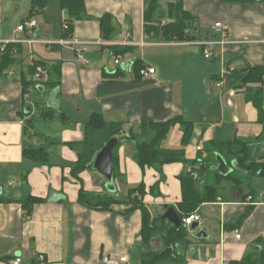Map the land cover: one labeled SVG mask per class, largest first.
<instances>
[{
	"label": "crops",
	"instance_id": "1",
	"mask_svg": "<svg viewBox=\"0 0 264 264\" xmlns=\"http://www.w3.org/2000/svg\"><path fill=\"white\" fill-rule=\"evenodd\" d=\"M145 1L85 0L88 18L75 22L72 37L66 38L62 21L67 13L60 1H50L42 14L33 16L32 0H0V264L19 257L23 264H104L105 255L141 264L149 250H163L159 232L150 246L143 243L142 212L133 205H114L108 211L82 206L81 188L102 193L106 179L89 169L78 176L80 181L73 170L80 154L105 147L113 126L123 125L137 135L143 123L175 119L179 122L163 146L184 150L188 164L143 170L134 155L139 139L151 133L125 140L116 153L118 193L126 196L145 184L143 205L154 218L163 217L166 206L178 211L183 200L180 175L193 172L199 191L214 185L217 196L197 210L199 223L205 217L219 222L202 230L207 238L201 240L196 238L200 231L188 228L180 264H231L253 251L264 252V177L243 172V184L236 186L228 177L238 168L222 176L217 155L230 167L236 161L229 163L213 147L242 141L248 163L264 160V76L245 81L251 70L264 68V0H158L162 11L151 18L157 25L175 21L168 12L173 4L191 15L187 32L196 40L190 43L167 41L146 29ZM107 14L114 27L109 39L100 25ZM29 20L37 26L18 31ZM217 23L229 27V43L214 47L207 59L196 42L220 39L213 29ZM9 44L15 48L2 67ZM81 53L85 62L79 60ZM35 65L45 69L46 85L35 83ZM143 68H153L155 74L144 78ZM95 114L106 128L92 134L88 123ZM182 121L190 124L182 127ZM41 148L49 155L46 164L24 158L25 150ZM256 157L258 161H250ZM202 159L208 162L201 171ZM30 197L43 201L25 219L23 202Z\"/></svg>",
	"mask_w": 264,
	"mask_h": 264
},
{
	"label": "trees",
	"instance_id": "2",
	"mask_svg": "<svg viewBox=\"0 0 264 264\" xmlns=\"http://www.w3.org/2000/svg\"><path fill=\"white\" fill-rule=\"evenodd\" d=\"M226 2H252L254 0H223ZM50 0H32L31 14L33 16L42 14L49 5ZM61 8L67 13V29H64L66 38L72 37L75 22L84 20L87 17L85 0H60ZM161 12V5L158 0H146L144 19L146 22V29L151 30L157 36L162 37L167 41H193L196 38L186 34L188 29V21H191V15L179 10L178 5H170L169 11L173 15L175 21L168 23L164 26L157 25L156 21L151 18L157 12ZM166 16V15H165ZM101 32L105 39H109L113 32V18L107 14L100 19ZM15 45L9 44L7 52L3 56L1 66L4 67L5 60L9 58V54ZM10 60V59H8ZM141 70V69H140ZM139 70V72H140ZM264 76V68H255L249 72L245 78L246 82H253L262 80ZM46 85V84H45ZM264 111L263 108L260 109ZM179 120L175 119L166 123H143L140 126V134H133L132 131H126L125 126H113L109 135L108 141L105 145L114 138L119 139V143L114 149V183L119 178L118 165H117V150L125 140L139 139L144 134L151 133V137L139 139L137 144L134 159L137 164L144 170L146 167H157L160 170L165 165L174 163L188 164L185 158L184 150L182 149H166L163 144L166 141L171 127L178 123ZM190 123L181 122L182 127ZM88 128L92 134H95L106 128V123L100 115H93L88 123ZM185 136L188 137V131L184 128ZM104 145V146H105ZM103 146V147H104ZM215 152L227 158L228 162L236 161L238 169L234 174H231L230 179L236 186L243 184L240 173L245 172L250 175H259L264 177V160L258 163H248L249 155L247 145L245 142L236 141L235 143H213ZM100 150L90 149L89 151L80 154L76 167L73 170V175L79 179V175L86 170L93 169L94 161ZM215 152L213 154V161H215ZM25 159H29L38 163L46 164L49 160L47 150L41 149H27L23 154ZM207 160L202 159L199 161L200 170H204L207 165ZM192 173V172H191ZM189 172H184L180 175V180L183 190V200L178 206V215L182 221L180 228L175 227L168 221L162 220V217L154 218L149 210L143 205V198L146 195L145 184L129 189L126 196L119 197L116 190L114 193L109 192L106 187L102 193L87 192L81 188L79 193V203L92 210L108 211L114 205L129 204L133 205L135 209L142 212V240L147 246H150L152 238L158 232L162 236L164 248L161 251L149 250L144 254L141 264H163L170 263L180 264V248L182 243H189V230L183 223L184 219L197 211L203 204L214 202L217 199L216 190L214 185L207 187L204 193H201L197 188L196 180ZM222 180L221 177H218ZM81 181V180H80ZM126 197V199H125ZM42 199L30 197L27 201L23 202V210L25 219H29L33 212V206L36 203L42 202ZM248 215V214H246ZM231 264H264V252L253 251L247 255L243 260L232 262Z\"/></svg>",
	"mask_w": 264,
	"mask_h": 264
},
{
	"label": "built area",
	"instance_id": "3",
	"mask_svg": "<svg viewBox=\"0 0 264 264\" xmlns=\"http://www.w3.org/2000/svg\"><path fill=\"white\" fill-rule=\"evenodd\" d=\"M66 20H67V18L63 17L62 23H63L64 29H67ZM36 26H37V22L35 20H29L23 26L19 27L18 31H24L25 29L33 30ZM213 29L216 32V34L221 36L220 39L215 40V39L211 38V39H207L204 41L196 42V44L203 47L204 57L207 59L212 57L214 47H216L217 45H225V44L229 43L228 36H227L228 31H229V27L227 25H224L223 23H217L214 25ZM186 34L188 35V32H186ZM28 42L34 43L35 41L30 40ZM186 42L190 43L192 41H186ZM79 44L80 43L76 42V41H66V42L63 41L62 42V45H68V46H74V45H79ZM78 57H79L80 62H85L84 55L82 53L79 54ZM115 64L116 65L121 64V57H117L115 59ZM34 70H35V73H34L35 83H37L39 85L45 84L48 81V77H47V73H46L45 69L41 65H35ZM154 74H155V69H153V68H143L140 71V75L144 78H147V77L154 75ZM198 151H202V147H198ZM191 174L194 178L198 177L197 174H195L193 172ZM257 199L259 202H261L263 197L260 195L257 197ZM248 200L251 202L252 200H254V198L252 196H249ZM200 220H201V216H200L199 212L195 211L194 213L189 215L187 218H185L183 223L187 227H191L193 224L199 223ZM240 237H241L240 235H237L236 239H240ZM38 260L40 262H44L45 258L43 255H40L38 257ZM103 263L104 264H130L127 257H118L115 255H105L103 257ZM4 264H23V261L19 257V258L10 260L8 262H5Z\"/></svg>",
	"mask_w": 264,
	"mask_h": 264
},
{
	"label": "water",
	"instance_id": "4",
	"mask_svg": "<svg viewBox=\"0 0 264 264\" xmlns=\"http://www.w3.org/2000/svg\"><path fill=\"white\" fill-rule=\"evenodd\" d=\"M119 143V139H111L105 147L98 153L94 161L93 169L101 174L106 179V189L109 192L114 193L117 190V187L114 183V149ZM218 167L217 170L222 176H228L235 168H238V164L233 162V167H230L220 155H217ZM166 212L162 217V220L169 221L172 225L177 228H180L182 221L174 208L165 207ZM198 223H195L191 226V230L195 231L198 227ZM197 239L207 238V234L204 231H200L196 235Z\"/></svg>",
	"mask_w": 264,
	"mask_h": 264
},
{
	"label": "rangeland",
	"instance_id": "5",
	"mask_svg": "<svg viewBox=\"0 0 264 264\" xmlns=\"http://www.w3.org/2000/svg\"><path fill=\"white\" fill-rule=\"evenodd\" d=\"M51 1V5L53 4V3H58V1H60V0H50ZM21 26H23V25H21ZM56 26L58 27L57 28V30L58 31H60V29H61V22L60 21H58L57 23H56ZM103 135H101V137H102ZM259 159H258V157H256L255 159H253V158H250V161H258ZM122 196H125V192H123V191H121V192H119V197H122ZM213 222L215 223V225H218V222L219 221H213V218H207V217H205L200 223H199V226L197 227V229H196V232H199V231H202V230H210L211 228L213 229ZM188 228H191V227H188ZM154 248H157V244H155L154 245ZM140 264V263H139ZM169 264H173L172 262H170Z\"/></svg>",
	"mask_w": 264,
	"mask_h": 264
}]
</instances>
